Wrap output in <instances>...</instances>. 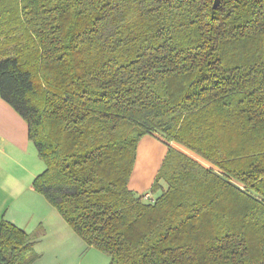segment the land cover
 Instances as JSON below:
<instances>
[{
    "label": "trees",
    "instance_id": "1",
    "mask_svg": "<svg viewBox=\"0 0 264 264\" xmlns=\"http://www.w3.org/2000/svg\"><path fill=\"white\" fill-rule=\"evenodd\" d=\"M0 95L34 188L111 264H264V0H0ZM148 134L153 202L129 186ZM33 236L1 218L0 264Z\"/></svg>",
    "mask_w": 264,
    "mask_h": 264
},
{
    "label": "crops",
    "instance_id": "2",
    "mask_svg": "<svg viewBox=\"0 0 264 264\" xmlns=\"http://www.w3.org/2000/svg\"><path fill=\"white\" fill-rule=\"evenodd\" d=\"M28 131L26 120L0 95V173L16 177L14 188L23 199L16 208L7 211L4 218L32 235L36 234L38 229L42 228L46 231L55 225L58 226V229L62 227L65 230L66 221L64 218L62 220L52 210V204L33 186L34 178L42 171L43 161L38 157L37 148L30 140ZM165 154L159 167L152 174L148 186H152ZM137 157H139V153ZM144 175L143 172L135 176L133 172L132 178H129L131 179L130 188L141 189L139 182L135 185H131V183L142 180L141 176L145 177ZM43 213L47 215L43 216Z\"/></svg>",
    "mask_w": 264,
    "mask_h": 264
},
{
    "label": "rangeland",
    "instance_id": "3",
    "mask_svg": "<svg viewBox=\"0 0 264 264\" xmlns=\"http://www.w3.org/2000/svg\"><path fill=\"white\" fill-rule=\"evenodd\" d=\"M170 144L181 149L199 162L204 163V165H209L202 157L182 145L174 142ZM168 145L165 139L158 134H148L141 138L138 145L139 157H137L133 172L135 176L144 172L145 177L141 176L142 180H136L131 183V185H135L139 182L141 189L138 187L133 188L134 191L140 194L152 191L150 190L151 186H148L150 185V179L154 171L159 167ZM42 164L43 171L45 164L44 162ZM15 182L16 177L11 174L4 175L0 173V219L4 218L7 211L13 210L23 201L22 196H19L20 194H17L18 192L14 188ZM159 193L157 192L155 195ZM51 208L61 219L63 218L53 205ZM44 215L47 214L43 213ZM65 226V230L62 227L58 229V226L55 225V227L48 228L46 231L42 228L41 230L38 229L36 234H33L36 239L34 249L37 254L34 264H111L112 258L108 253L88 245L67 222Z\"/></svg>",
    "mask_w": 264,
    "mask_h": 264
},
{
    "label": "built area",
    "instance_id": "4",
    "mask_svg": "<svg viewBox=\"0 0 264 264\" xmlns=\"http://www.w3.org/2000/svg\"><path fill=\"white\" fill-rule=\"evenodd\" d=\"M144 197H145L146 200H149V201H151V202L154 201V199L151 197V193H149V192H147V193L144 195Z\"/></svg>",
    "mask_w": 264,
    "mask_h": 264
}]
</instances>
